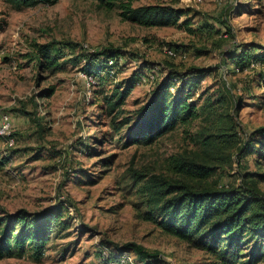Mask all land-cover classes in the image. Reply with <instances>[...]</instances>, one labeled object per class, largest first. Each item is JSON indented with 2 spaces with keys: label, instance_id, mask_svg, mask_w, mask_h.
I'll return each instance as SVG.
<instances>
[{
  "label": "rangeland",
  "instance_id": "1",
  "mask_svg": "<svg viewBox=\"0 0 264 264\" xmlns=\"http://www.w3.org/2000/svg\"><path fill=\"white\" fill-rule=\"evenodd\" d=\"M128 3L183 13L175 24L148 27L124 18L120 5ZM96 51L127 52L130 59L87 85L82 68ZM242 51L251 56L243 68ZM143 63L147 71L157 66L154 81L149 71L142 82L135 75ZM169 72L200 78L197 107L210 100L216 111L199 109L197 119L143 144L136 140V112ZM130 81L135 86L125 103L113 108ZM2 112L12 116L14 144L0 138V213L63 204L69 228L52 237L41 262L25 256L0 264H143L121 250L131 241L158 251L154 264H213L214 255L139 217L143 197L132 174L176 177L175 158L191 156L214 167L209 183L238 187L254 178L264 193V133L256 131L264 126V0H118L111 8L59 0L22 9L0 0ZM231 119L255 153L238 159L235 147L210 145L209 135Z\"/></svg>",
  "mask_w": 264,
  "mask_h": 264
},
{
  "label": "trees",
  "instance_id": "2",
  "mask_svg": "<svg viewBox=\"0 0 264 264\" xmlns=\"http://www.w3.org/2000/svg\"><path fill=\"white\" fill-rule=\"evenodd\" d=\"M6 1L14 8L22 9L41 3L55 4L59 0ZM97 1L110 8L118 2ZM120 6L123 7L122 15L126 20L148 27L175 24L183 13L159 4L133 7L128 3ZM41 50L47 62L53 64L55 58L47 46L42 45ZM88 56L89 61L82 71L94 76L98 82L102 74L108 77L117 73V69H122L126 63L121 62L123 58L130 59L128 53L122 51L110 55L106 51H96ZM109 60H114L113 64H109ZM250 61L249 52L242 51L238 64L243 68ZM97 62L99 64L94 66ZM140 67L135 75L142 82L149 67H145L144 63ZM156 68L153 65L148 71L155 74ZM199 83L200 78H182L175 76L174 72H169L159 80L153 88L151 99L136 112V140L151 144L178 125L197 119L199 109H212L215 112V103L210 100L197 107L195 88ZM118 86L122 87L120 84ZM134 86V81H130L112 102V107L118 108L125 103ZM172 87L175 90L172 91ZM132 119L126 118L125 121ZM256 131L264 133V126ZM209 139L213 149H227L228 145L235 147L238 159L255 153L254 143L249 139L241 140L232 119L216 133L210 134ZM173 171L176 177H148L134 170L132 186L138 188L143 197L139 203V206L143 205L139 217L156 224L163 232L214 255L213 264H257L264 256V193L259 189L258 182L246 177L238 187L211 184L208 179L214 167L191 156L175 158ZM68 228L63 204L49 206L38 212L25 208L15 212L4 210L0 213V259L29 256L41 262L52 237H60ZM246 245H250L247 254L243 250ZM121 250L133 251L135 262L143 264H154L159 256L158 251L151 252L135 241L126 242ZM116 257L117 262L121 263L120 256Z\"/></svg>",
  "mask_w": 264,
  "mask_h": 264
},
{
  "label": "built area",
  "instance_id": "3",
  "mask_svg": "<svg viewBox=\"0 0 264 264\" xmlns=\"http://www.w3.org/2000/svg\"><path fill=\"white\" fill-rule=\"evenodd\" d=\"M90 49V48H89ZM170 54H173L172 50H168ZM114 60H109V64H113ZM86 81L87 85H90L91 82L95 81L94 76L89 75L87 73L82 72L81 74ZM149 81H154L155 80V74L150 73V75L147 77ZM146 80L145 76L143 78ZM12 130H13V121H12V116L8 112H2L0 114V138H7L6 142L9 145L14 144V138L11 136L12 135Z\"/></svg>",
  "mask_w": 264,
  "mask_h": 264
}]
</instances>
